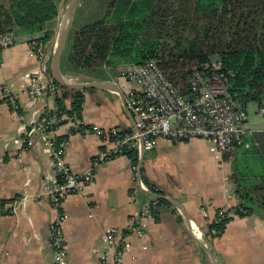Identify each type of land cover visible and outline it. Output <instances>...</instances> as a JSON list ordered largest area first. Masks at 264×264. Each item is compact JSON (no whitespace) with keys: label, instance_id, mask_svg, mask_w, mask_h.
<instances>
[{"label":"crops","instance_id":"1","mask_svg":"<svg viewBox=\"0 0 264 264\" xmlns=\"http://www.w3.org/2000/svg\"><path fill=\"white\" fill-rule=\"evenodd\" d=\"M27 41L25 36L18 37L13 46L0 52V208L4 204L13 208L0 211V264H53L48 226L54 211L47 196L39 195L55 178L52 152L36 135L26 149L12 141L3 146L21 126H28L45 108L55 107L52 97L33 99L29 94L27 75L40 69L41 61ZM54 47L45 44L43 82L57 81ZM115 65L117 76L110 74L105 79L59 71L72 83L93 84L80 89L84 96L82 123L126 134L133 127L124 106L130 84L120 68L134 64ZM3 89L15 97L17 112L11 110ZM65 105L70 106L69 99ZM262 117L254 130L246 113L249 134L264 132ZM54 137L67 142L65 163L71 172L93 170L82 192L69 194L62 201L66 264H103L104 253L113 254L104 242L106 229L115 228L125 236L134 223L143 224V234L126 236L128 246L118 264H264V218L235 214L238 199L231 180L232 166L226 155L213 150L212 140L157 138L153 147L133 152L137 158L133 166L127 153L93 165L106 144L93 133L71 132L69 123L59 125ZM159 199L169 204H161ZM154 204V214L146 215ZM224 207L229 210L225 217L231 219L219 234L212 226L220 223L217 214Z\"/></svg>","mask_w":264,"mask_h":264},{"label":"trees","instance_id":"2","mask_svg":"<svg viewBox=\"0 0 264 264\" xmlns=\"http://www.w3.org/2000/svg\"><path fill=\"white\" fill-rule=\"evenodd\" d=\"M62 1L0 0V32L12 30L17 37L46 44L58 23ZM82 9L87 19L78 24ZM149 60H155L182 92L188 90L193 71L207 68L211 74L213 67L226 74L227 90L243 108L248 102L258 105L264 97V0H108L104 9H89L79 0L60 55L63 75L105 79L114 74L117 62L140 65ZM53 82L60 90L54 98L57 110L81 119L82 91ZM63 139L56 137V142ZM253 151L258 159L248 171L254 176H243L239 160ZM126 153L134 166L133 151ZM225 155L239 201L235 214L264 218V132L244 134ZM159 202L169 204L164 199ZM230 219L212 227L220 234Z\"/></svg>","mask_w":264,"mask_h":264},{"label":"built area","instance_id":"3","mask_svg":"<svg viewBox=\"0 0 264 264\" xmlns=\"http://www.w3.org/2000/svg\"><path fill=\"white\" fill-rule=\"evenodd\" d=\"M17 39L12 30L0 32V52L13 46ZM27 45L33 55L41 61V68L27 75L30 81L29 94L33 99L41 96L54 99L60 91L58 86L53 80L42 81L46 73L45 43L30 39ZM212 69L211 74L206 71L207 68L193 71L188 78L186 92L179 90L166 78L155 60L131 65L123 70L121 75L130 84L124 106L133 124L132 130L126 134L119 133L116 128L86 125L81 119L72 118L65 111L57 110L55 105L54 108H45L36 120L31 121L28 126H21L15 137L4 142V148L12 141L16 147L26 149L31 145L32 136L36 135L52 152L51 163L55 178L46 183L44 192L39 195L47 196L54 211L48 226V242L53 264H66L62 232L65 214L62 210V201L69 194L82 192L93 176L92 168L79 174L70 171L65 163L67 142L65 139L56 142L55 129L63 123H69L74 132L93 133L98 136L106 145L95 156L93 165L125 154L127 151L137 152L140 149L151 148L157 138L174 141L208 139L213 141L215 152L225 155L250 131L245 126L246 109L227 90L226 74L215 72L213 67ZM2 91L11 110L17 112L19 105L15 97L6 89ZM257 112L264 116V97L257 105ZM0 211H13V208L9 204H4ZM155 211L156 204L146 210V215H153ZM228 211L225 207L221 208L217 214V222H221ZM143 231L142 223H134L125 236L115 228H107L103 238L107 248L113 250V254H109V251L104 253L103 264H118L123 250L128 246L126 236H140Z\"/></svg>","mask_w":264,"mask_h":264},{"label":"rangeland","instance_id":"4","mask_svg":"<svg viewBox=\"0 0 264 264\" xmlns=\"http://www.w3.org/2000/svg\"><path fill=\"white\" fill-rule=\"evenodd\" d=\"M107 1L108 0H81V3L85 4L87 6V8H89V9H95V8L104 9ZM70 2H71V0H64L60 3L59 8H58V23H57L56 27L59 25L60 20L63 17V14L65 13V10L67 9ZM83 10L84 9H82L78 15V19L76 21V23H78V24H82V22L86 21V19H87V18H84V16H82ZM87 17H89V15ZM67 44H68V42H67ZM125 63H129V62H125ZM131 64H133V63H131ZM120 70L123 71V70H125V68L124 67L120 68ZM112 71L115 74L114 76H117V66L114 67L112 69ZM246 113L248 116V121L250 122L249 127L251 129L253 128L254 130H257L258 125H259V121L263 118L262 115H260L257 112V103L248 102L246 105ZM246 159H249V160H246ZM257 159H258V154H256L255 151L246 155V158H244V157L240 158L238 167H239L240 171L242 172L243 176H254V171H252V173H250V171H248V169L250 168V166H252V169H253L254 161H256Z\"/></svg>","mask_w":264,"mask_h":264},{"label":"water","instance_id":"5","mask_svg":"<svg viewBox=\"0 0 264 264\" xmlns=\"http://www.w3.org/2000/svg\"><path fill=\"white\" fill-rule=\"evenodd\" d=\"M79 0H71L69 3L67 9L65 10V13L63 14V17L60 20L59 25L54 29V33L52 35V38L49 41V44L52 46H56L58 43L62 42V45H64V39L67 34L73 13L75 11V8L78 4ZM63 46L58 54L55 53L54 56V76L55 79L64 87L70 88V89H83L90 85H93L92 83H78V82H70L66 80L62 74L59 71V61H60V55L62 52Z\"/></svg>","mask_w":264,"mask_h":264},{"label":"bare ground","instance_id":"6","mask_svg":"<svg viewBox=\"0 0 264 264\" xmlns=\"http://www.w3.org/2000/svg\"><path fill=\"white\" fill-rule=\"evenodd\" d=\"M62 46H63L62 42H60L54 47L56 54L59 53V51L61 50Z\"/></svg>","mask_w":264,"mask_h":264}]
</instances>
